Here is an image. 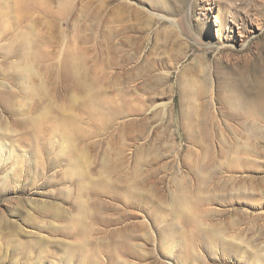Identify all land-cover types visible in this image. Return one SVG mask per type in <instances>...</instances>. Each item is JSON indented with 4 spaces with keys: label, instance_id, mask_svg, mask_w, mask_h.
I'll list each match as a JSON object with an SVG mask.
<instances>
[{
    "label": "rangeland",
    "instance_id": "rangeland-1",
    "mask_svg": "<svg viewBox=\"0 0 264 264\" xmlns=\"http://www.w3.org/2000/svg\"><path fill=\"white\" fill-rule=\"evenodd\" d=\"M172 1L0 0V264H264V0Z\"/></svg>",
    "mask_w": 264,
    "mask_h": 264
},
{
    "label": "bare ground",
    "instance_id": "bare-ground-1",
    "mask_svg": "<svg viewBox=\"0 0 264 264\" xmlns=\"http://www.w3.org/2000/svg\"><path fill=\"white\" fill-rule=\"evenodd\" d=\"M147 1V0H146ZM153 1V0H152ZM214 0H211L213 2ZM215 6L210 8L207 7V10L213 13L216 11L217 15L215 16V21L220 18L217 26V32L221 35L219 40V47H225L226 41H223L224 33L226 30L234 29V22H237L236 15L232 13L233 9L227 4H222L221 2H215ZM150 12L154 15L159 21H164L169 23L172 27H176L179 22L180 10L175 5L172 0H157V4L150 7ZM219 17V18H218ZM231 17V18H229ZM226 38V37H225ZM169 64V63H168ZM166 65L164 62H159L156 65L157 71L166 73L171 67ZM172 66V65H171Z\"/></svg>",
    "mask_w": 264,
    "mask_h": 264
}]
</instances>
